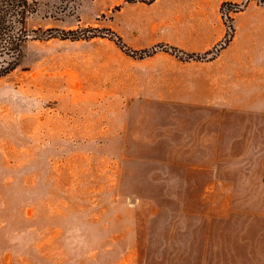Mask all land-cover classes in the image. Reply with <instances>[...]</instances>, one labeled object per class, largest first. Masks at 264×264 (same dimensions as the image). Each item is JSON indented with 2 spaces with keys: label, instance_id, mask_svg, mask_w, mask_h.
<instances>
[{
  "label": "rangeland",
  "instance_id": "rangeland-1",
  "mask_svg": "<svg viewBox=\"0 0 264 264\" xmlns=\"http://www.w3.org/2000/svg\"><path fill=\"white\" fill-rule=\"evenodd\" d=\"M35 1L30 28L55 37L0 77V264H264V112L249 136L185 143L201 113L123 94L155 51L208 59L264 27V0ZM201 8L226 28L210 51L134 49Z\"/></svg>",
  "mask_w": 264,
  "mask_h": 264
},
{
  "label": "crops",
  "instance_id": "crops-1",
  "mask_svg": "<svg viewBox=\"0 0 264 264\" xmlns=\"http://www.w3.org/2000/svg\"><path fill=\"white\" fill-rule=\"evenodd\" d=\"M193 15L196 18L189 24H155L148 30L149 40L135 44L134 49L163 43L184 53L210 51L226 33L224 22L222 18L212 19L205 8ZM253 21L238 23L233 38L215 57L181 60L161 49L137 60L145 66L132 72L128 91L123 94L137 95L140 102L155 105L157 111L162 107L164 111L201 113V121L191 129L200 139L179 142L221 143L217 138L234 137L236 127L245 129L243 137L249 136L250 129L262 128L264 112V27L262 21ZM158 89L163 91H155ZM195 167V173L203 168L198 164Z\"/></svg>",
  "mask_w": 264,
  "mask_h": 264
},
{
  "label": "trees",
  "instance_id": "trees-1",
  "mask_svg": "<svg viewBox=\"0 0 264 264\" xmlns=\"http://www.w3.org/2000/svg\"><path fill=\"white\" fill-rule=\"evenodd\" d=\"M37 12L35 0H0V77L19 67L30 41L55 37L52 29L45 30V35H41L39 29L30 28V19ZM116 36L118 42H122L121 37ZM170 49L175 50L173 47ZM136 53L150 55L148 50Z\"/></svg>",
  "mask_w": 264,
  "mask_h": 264
}]
</instances>
